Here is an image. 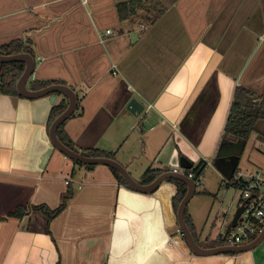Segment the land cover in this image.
I'll return each instance as SVG.
<instances>
[{
  "label": "crops",
  "instance_id": "crops-1",
  "mask_svg": "<svg viewBox=\"0 0 264 264\" xmlns=\"http://www.w3.org/2000/svg\"><path fill=\"white\" fill-rule=\"evenodd\" d=\"M130 1L0 0V52L33 55L29 89L75 91L78 113L64 134L82 155H109L140 184L149 169L179 170L183 156L230 177L241 147L226 144L215 159L236 90L264 93V0H159L165 12L154 24L145 11L122 21L118 6ZM20 75L0 91V264H264V241L242 254L195 256L179 233L173 183L140 194L111 168L88 169L58 152L51 113L68 101L19 95ZM132 99L141 114L127 110ZM68 193L50 223L33 209L55 210ZM19 208L26 215L10 217ZM188 215L199 243L218 246ZM231 221L222 212L212 227Z\"/></svg>",
  "mask_w": 264,
  "mask_h": 264
},
{
  "label": "water",
  "instance_id": "water-1",
  "mask_svg": "<svg viewBox=\"0 0 264 264\" xmlns=\"http://www.w3.org/2000/svg\"><path fill=\"white\" fill-rule=\"evenodd\" d=\"M130 37L132 42H136L138 34L133 33L130 35ZM18 63L24 64V70L16 80V90L19 95L28 99H39L42 97L50 96V101L54 102L56 100L55 94H62L67 99L68 105L66 109L54 119L49 130L50 141L53 147L58 152L63 154L66 158L72 160L73 162L80 163L88 169H94L96 166L109 167L117 171V173L122 178L127 187H129L132 191L144 195H150L155 193L161 187V185L168 180H176L182 182L186 186L187 191L178 205L176 217L179 231L183 236L188 248L195 256L211 257L225 254H242L254 250L264 241L263 226V229L260 234L254 240L246 244H242L239 246H216L212 248L201 247L197 243L185 219V213L188 208V204L190 200L195 196L197 188V182L193 178H190L185 174L186 171H189L193 168V163L188 158L183 156L180 158L179 170L163 172L162 174L157 176L151 183L140 184L131 176L127 168L116 160L107 157L84 156L80 152H77L67 147L59 139L58 130L68 119H70L77 112V94L72 88L62 85H51L40 90L29 89L28 82L34 74L36 64V60L33 55L27 52L9 55L0 53V65ZM8 76L14 78L16 74L15 72H10ZM127 110L132 114H141L144 110V105L141 104L138 100L132 99L127 104ZM244 210L245 206H241L236 210L232 220L233 227L236 226L237 221L241 214L244 212Z\"/></svg>",
  "mask_w": 264,
  "mask_h": 264
},
{
  "label": "trees",
  "instance_id": "trees-1",
  "mask_svg": "<svg viewBox=\"0 0 264 264\" xmlns=\"http://www.w3.org/2000/svg\"><path fill=\"white\" fill-rule=\"evenodd\" d=\"M119 14L122 21L132 20L140 11L147 12V17L149 22L154 24L156 23L164 14L165 9L162 7L161 2L159 0H133L124 4H120L119 6ZM2 53V52H0ZM7 54H10V51H6ZM3 54V53H2ZM21 64H8L1 65L0 72V91H4L6 87V77L10 72H15L16 76L21 74L24 70V66ZM50 83L39 84L35 89L45 88ZM16 93V92H15ZM67 107V104H61L57 107H54L51 113V121L52 122L60 113H62ZM264 122V93L261 96H255L250 94L246 90L242 88H238L235 93V99L229 114V118L227 121V125L222 137L221 146H225L226 144L235 143L236 147H242V144L247 143L252 136L256 135L257 138L264 139V131L260 127V123ZM64 125L59 128L58 136L59 139L69 148L74 149L72 142L70 139L66 137L64 134ZM237 152V151H235ZM222 154V149H220L217 157H220ZM92 155V154H91ZM95 155V154H93ZM109 158V155H107ZM216 157V159H217ZM215 159V160H216ZM206 163L201 161L200 164L189 171H186L185 174L188 176L189 174H193V179L197 182L201 180V177L204 173V168L206 167ZM81 165L80 163H77ZM113 170V169H112ZM236 171V170H235ZM114 174L118 178L120 184L125 185L122 178L119 176L117 171L113 170ZM161 171L147 170L142 178L143 184L151 183L157 176H159ZM167 182L173 183L177 186L178 192L175 196L174 208L177 211L178 205L186 194V186L179 181L176 180H168ZM126 186V185H125ZM127 187V186H126ZM129 188V187H127ZM130 189V188H129ZM71 198V194L68 193L62 197V202L58 208L55 210H50L46 206H37L33 207V209L43 212L48 217V222L50 223L57 215H59L67 206L68 201ZM28 209L27 208H19L12 214L10 217H14L17 219L23 218ZM185 219L189 228L191 229L197 243L204 248H212L215 247L213 243L211 244H201L196 238V234L194 233L193 225L190 221V217L186 210ZM217 245V244H216Z\"/></svg>",
  "mask_w": 264,
  "mask_h": 264
},
{
  "label": "rangeland",
  "instance_id": "rangeland-1",
  "mask_svg": "<svg viewBox=\"0 0 264 264\" xmlns=\"http://www.w3.org/2000/svg\"><path fill=\"white\" fill-rule=\"evenodd\" d=\"M80 99H82V97H80ZM260 127L263 130L264 122L260 123ZM256 139L262 143L261 148H259L260 143L256 142L253 137H251L247 143L242 144L241 152H239L240 163L238 171H259L264 174V139ZM237 148H239V146ZM220 149H222V151L224 150L221 145ZM220 149L218 150L217 155L219 154ZM219 159L220 158L217 157L215 162L217 163ZM193 163L195 167L200 164L198 160H195ZM219 171H221L219 167H214V165L211 166L206 163L204 176L202 175L201 180L198 182L196 194L188 204L187 208V212L194 215V217L198 219V222L202 225L204 229L203 237L209 235L213 238L219 231V226L217 228L212 227L216 221V215L222 212H227L228 218L231 219L239 206L240 191L233 186L228 188L224 187L222 183L223 174H220L222 175L220 178L217 173ZM208 191L212 194H208ZM207 212L208 214H206ZM205 215L206 218L208 216L207 219H204ZM219 223L220 222L218 221V224Z\"/></svg>",
  "mask_w": 264,
  "mask_h": 264
},
{
  "label": "built area",
  "instance_id": "built-area-1",
  "mask_svg": "<svg viewBox=\"0 0 264 264\" xmlns=\"http://www.w3.org/2000/svg\"><path fill=\"white\" fill-rule=\"evenodd\" d=\"M82 2L86 4L87 0H82ZM106 33L109 35L111 31ZM113 69L116 70V67L113 66ZM113 74L115 75L116 72L114 71ZM254 140L259 142L256 138ZM261 145L262 143L259 144V148ZM188 177L193 178V174H189ZM222 179L224 187L233 186L240 191L238 208L245 206V210L235 227L232 226L231 221L227 227L216 234L214 243L218 246H239L251 242L260 234L264 226V174L259 171L236 170L230 177Z\"/></svg>",
  "mask_w": 264,
  "mask_h": 264
}]
</instances>
